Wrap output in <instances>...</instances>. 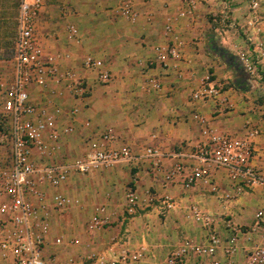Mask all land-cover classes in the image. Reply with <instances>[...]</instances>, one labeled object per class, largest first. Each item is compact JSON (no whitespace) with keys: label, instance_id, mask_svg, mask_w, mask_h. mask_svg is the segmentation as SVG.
<instances>
[{"label":"crops","instance_id":"crops-1","mask_svg":"<svg viewBox=\"0 0 264 264\" xmlns=\"http://www.w3.org/2000/svg\"><path fill=\"white\" fill-rule=\"evenodd\" d=\"M124 1L101 0L102 7L97 10L101 14L98 15L102 20L99 25L101 31L92 24L94 15L89 17L92 18L91 25H86V29L79 32L78 44L68 38V32L64 34L63 28L55 31L56 37L51 35L50 40H47L48 31H42L46 34L43 42L52 48L55 55H70L67 59H58L60 67L75 69L84 77L89 89L82 100L64 95L53 101L65 109L74 105L79 107L73 123L74 132L62 135L60 139L62 149L58 159L81 156L90 143L99 140L107 129L113 131L115 141L112 144L116 147L129 145L135 154H139L144 147L152 146L166 156L160 158L162 163L157 170L152 168L149 159L141 158L86 175H72L57 189L70 199V205L62 213L53 212L51 220L64 218L70 233L76 235V242L80 241L78 247L52 251L61 264H98L96 258L99 255L109 259L123 250L133 251L140 247L144 248V255L138 264H166L168 254L184 238L204 240L203 228L190 223L186 217L189 205L196 204L216 215H229L235 223L248 225L253 217L248 205L264 203V188L261 187L252 188L234 201H226L209 192L201 182L189 189L183 188L181 179L164 182V173L178 160L173 154L202 140L201 127L192 118L196 110L206 115L209 125L222 134L242 136L247 122L257 127L260 134L251 139L253 153L250 163L264 175V86L260 87V82L256 85L257 81L251 83L246 78L245 88L232 86L231 82L237 75L217 54L207 49V40L214 32H219L218 27L212 28L210 14L222 11L221 0H195L196 8L186 16H180L179 11L188 7V0H130L136 12L135 21L117 14V7ZM78 3L89 5L85 0ZM44 9L37 20V33L40 25L48 29L46 20L45 24L40 21L44 17ZM82 12L86 14L87 11ZM79 14L76 13L77 16ZM168 24L170 32L166 30ZM225 37L228 35L221 36L220 42L233 54L247 48L236 39L229 41ZM174 39L181 42L180 58L159 62L155 47L167 45ZM88 54L103 61L104 67L113 75L110 83H99L95 72L83 69L81 61ZM150 61L154 63L150 64ZM1 68V77L12 76V66ZM206 72L211 73L220 88L219 98L225 97L232 104L230 110L213 114V101L205 104L191 101L192 91ZM149 76L159 80V90L147 89L146 78ZM255 88L263 92V102L257 101ZM30 98L32 101L40 99L36 89ZM68 122L66 116H61L59 126L63 127ZM212 178L222 191L229 189L223 170L215 171ZM129 185L137 191L142 207L135 215L124 217L125 192ZM149 189L157 195L169 194L176 205L163 212L154 205L146 207ZM97 207L104 208L105 227L88 231L86 225ZM220 225L218 231L225 236L224 227ZM56 237L51 231L49 249L56 246L52 244ZM247 246L248 242L240 241L234 264H246ZM91 253L96 254L92 261L81 259ZM188 264L204 263L193 257Z\"/></svg>","mask_w":264,"mask_h":264},{"label":"built area","instance_id":"built-area-1","mask_svg":"<svg viewBox=\"0 0 264 264\" xmlns=\"http://www.w3.org/2000/svg\"><path fill=\"white\" fill-rule=\"evenodd\" d=\"M49 0H18L16 29L13 43L12 76H0V264H61L55 252L48 250L51 232V215L62 213L70 205V199L57 189L72 175H86L92 171L112 167L118 163L130 164L137 159L147 158L158 169L161 153L156 147H144L135 154L132 146L116 147L112 144L115 136L111 129L100 135V139L90 143L81 155L64 160L58 159L62 149V135L74 132V121L79 111L78 105L63 108L53 101L64 95L82 100L89 92L85 80L75 69L60 67L58 59L69 58V54L57 53L45 56L37 38V20ZM264 0H248V14L243 30L247 48L238 52L244 73L257 72L258 64L264 62V42L261 37L258 10ZM188 7L179 11L180 16L191 15L196 8L195 0H188ZM220 14L229 18V0H221ZM117 14L135 21L136 12L132 2L125 0L117 7ZM167 32L171 26L166 25ZM68 38L78 44L80 37L74 25L68 27ZM181 42L155 47L156 59L164 63L166 59L180 58ZM154 61H150V64ZM81 66L95 72L101 84H108L112 75L104 67L101 59L88 54ZM147 89L161 88L158 79L149 76ZM39 94L38 101H32L33 90ZM220 88L211 73L206 72L190 96L191 101L207 103L213 101V114L225 112L232 104L225 97L219 98ZM61 116L69 120L59 126ZM192 118L200 125L202 140L186 150L174 153L178 160L164 173V182L181 179L184 189L195 183H203L209 192L219 198L234 201L254 187L264 188V175L250 159L253 153L251 139L260 130L247 122L244 134L229 135L217 132L206 115L196 110ZM264 148V141H263ZM223 170L227 176L229 189L222 191L213 182L212 175ZM51 192V190H53ZM146 207L156 206L160 212L169 211L176 203L169 194L157 195L147 190ZM141 200L132 185L126 188L123 216H133L141 209ZM186 217L201 226L205 232L203 241L186 237L166 258V264H188L195 258L204 264H234L240 241L249 243L246 248V264H264V208H258L251 222L244 229L229 215H216L203 210L196 204L187 208ZM104 208L97 207L88 222L90 230L105 227ZM225 236L218 231L219 225ZM220 225V226H221ZM73 241H69L72 243ZM56 237L52 244H61ZM144 248L133 251L123 250L118 255L105 259L96 258L98 264H138ZM222 259H221V254ZM87 256L85 260L90 259Z\"/></svg>","mask_w":264,"mask_h":264},{"label":"rangeland","instance_id":"rangeland-1","mask_svg":"<svg viewBox=\"0 0 264 264\" xmlns=\"http://www.w3.org/2000/svg\"><path fill=\"white\" fill-rule=\"evenodd\" d=\"M16 1L17 0H0V67L2 68H8L12 65V58H13V48H12V41L14 37V22H15V15H16ZM79 0H49L46 4V7L44 9L43 18L40 20L42 23L46 20V26L48 29H43L45 27L40 25V28L37 33V38L39 41V44L41 46V50L45 56H53L55 55V52H53L52 48L49 47L44 41L45 35L42 31H48V37L47 40L54 37L56 34L55 31H57L60 28H63L64 34L68 32L69 25H74L78 29V34L80 31H84L86 29V25L90 26L92 22V18L88 19L89 17H92L94 15L95 20L92 23L93 26H96L95 28L97 30H100L99 25L101 26V18H98V15L101 14L97 13L98 7H102L101 0H85L89 5L85 4H79ZM230 2V10L228 12L229 18H223L222 14L217 13L215 15L210 14V21L212 28L218 27L219 32H214L213 40L218 45L221 44V36L228 35V37H225L226 40L231 41L232 39L235 41V39L239 43H243L244 46H247V43L245 41V36L243 33V30L245 29L243 27L244 21L246 19V15L248 14L247 5L248 0H229ZM80 6V7H79ZM104 7V6H103ZM83 11H87L86 14ZM79 12L80 14L77 16L76 13ZM259 16H260V28H261V36L264 42V1L262 2L259 10H258ZM80 19V20H79ZM87 22V24H86ZM41 23V24H42ZM44 23V24H45ZM53 29V30H52ZM223 30L227 31L226 33L223 32ZM46 31V32H47ZM99 32V31H98ZM56 37V35H55ZM43 44V45H42ZM229 44V43H228ZM239 45V44H238ZM94 56V55H93ZM1 68V69H2ZM244 76L246 79H248L251 83H261V86H264V62L258 64L257 72L252 74L244 73ZM113 80V75H112ZM111 80V81H112ZM256 95H257V101L263 102L261 98L263 97V92L260 91V89L255 88ZM263 198H264V192H263ZM264 208V203H257L253 202L252 204L248 205V211L250 212V215H254V213L257 211L258 208ZM249 215V214H248ZM232 218L231 216H229ZM64 218H52L51 220V231L61 238L62 243L57 244L55 247H51L49 249L50 251L58 250L61 248L69 249V246L78 247L80 244V241L76 242V238H74L76 235L70 233V229L67 226V222L63 221ZM82 218H80V222ZM188 220V219H187ZM190 223H193L189 220ZM88 225V224H87ZM86 225V230L88 231H95L90 230L88 226ZM244 229L247 228L245 224H241ZM84 226V225H83ZM196 226L200 227L198 224ZM85 226L82 230H84ZM102 230V229H101ZM73 241L72 243H67L69 241ZM87 256H90L91 260H88V262L92 261L96 254L91 253L87 254L84 257H82V260H85ZM87 261V260H86Z\"/></svg>","mask_w":264,"mask_h":264},{"label":"trees","instance_id":"trees-1","mask_svg":"<svg viewBox=\"0 0 264 264\" xmlns=\"http://www.w3.org/2000/svg\"><path fill=\"white\" fill-rule=\"evenodd\" d=\"M16 6H18V0L16 1ZM16 14H17V9H16ZM15 29H16V15L14 22V37L12 41V48L16 34ZM207 49L208 51L217 54L221 58V60L225 63L226 67L237 75L235 79L231 82V85L237 88H245L244 70L239 62L238 56L236 54H233L228 48L216 44L212 37H210L207 40Z\"/></svg>","mask_w":264,"mask_h":264}]
</instances>
